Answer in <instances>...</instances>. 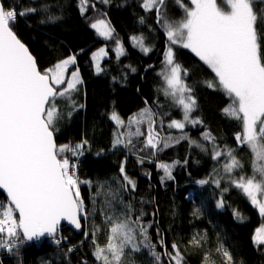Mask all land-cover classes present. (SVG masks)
<instances>
[{"label": "snow or ice", "instance_id": "1", "mask_svg": "<svg viewBox=\"0 0 264 264\" xmlns=\"http://www.w3.org/2000/svg\"><path fill=\"white\" fill-rule=\"evenodd\" d=\"M102 2L107 4L109 0ZM175 2L184 12L179 21L169 17L166 0H142L140 6L145 12L154 13L155 23L167 41L163 69L158 75L163 81L161 91L182 114V119L170 118L166 127L178 130L180 135L164 134V117H171L167 111L155 113L145 107L131 114L127 121L113 111L109 119L115 128L108 151H122L124 161L119 166V177L98 185L89 207L81 196L80 185L88 184L91 188L92 181L81 180L76 171L79 158L86 147L90 149L89 141L86 138L75 144L56 141L61 122L70 119L78 107L73 94L83 83L79 70L66 76L69 67L75 65L76 56L60 59L42 71L14 26L28 15L47 13L48 7L23 6L17 10L15 5L5 6L0 0V250L12 254L42 238L60 248L67 240L61 235L62 222L66 221L82 232L85 240L91 237L95 264H128L126 257L145 250L152 258L150 264H184L180 244L173 242L169 250L159 229L153 242L149 235L152 222L145 224L143 210L137 214L135 205L124 196L137 190L136 181L125 171L129 156H136L141 165L147 156V162L155 163L157 170L162 171L160 183L164 185L175 179L173 169L181 162L167 163L156 158L184 140L189 148H199L205 154L211 149V159L216 162L213 172L195 183L200 187L214 185L220 190L217 209L225 207L224 193L234 187L264 217V7L256 6L264 5V0H224L223 4L220 0H190V6L185 0ZM87 7L88 0H80L81 15ZM58 19L48 15L41 23ZM140 22L144 23V17ZM90 27L105 40L113 38V29L104 19H97ZM131 39L144 54L151 50L145 46L143 37ZM173 46L190 50L214 74L205 84L225 94L228 103L222 111L240 124L235 148L220 147L208 131L201 135V140L207 143L193 140L184 132L188 124L195 127L202 121L191 117L197 101L185 80L188 70L174 60ZM116 53L117 58L123 54L118 41ZM105 54L103 48L93 53L97 73L102 69L95 62ZM244 147L252 154L250 176L243 174L245 166L234 154ZM104 152L102 148L97 155ZM146 175L151 179V173ZM222 182L227 186H222ZM105 184L107 198L100 202L97 197ZM199 213L200 208L194 209V216ZM97 215L101 219L99 224L95 222ZM233 215L240 218L235 210ZM102 231L106 235L103 245L98 242ZM204 239L193 236L188 243L199 248ZM252 243L258 248L264 245V227L256 230ZM76 250V245L68 246L65 258ZM215 252L223 257V264H234L232 254L223 244ZM82 264H88L87 259H82ZM201 264H215L211 252L204 253Z\"/></svg>", "mask_w": 264, "mask_h": 264}, {"label": "trees", "instance_id": "2", "mask_svg": "<svg viewBox=\"0 0 264 264\" xmlns=\"http://www.w3.org/2000/svg\"><path fill=\"white\" fill-rule=\"evenodd\" d=\"M173 1L166 0V7H171ZM2 2L9 7L15 5L17 10L23 6H35L38 9L45 5L48 7L47 13L40 11L28 15L19 19L14 26L18 38L30 50L42 71L60 59L76 56V63L71 68L79 70L83 81L78 86L79 91L73 94L78 107L70 119L65 118L61 122L56 141L57 144H75L85 138L89 141L90 149L86 147L76 171L81 180L92 181L91 188L88 184L80 185L81 196L91 207V197L98 185L119 177V166L124 161L122 151H108L115 128L109 119L113 111L125 121L131 114L145 107L155 113L167 111L171 117H164V134L180 135L178 130L166 127L170 118L182 119V114L161 91L163 81L158 75V69L164 61L167 44L163 30L155 23L154 13L145 12L140 6L142 0H109L107 4L102 0H88L84 15L80 13V0ZM256 6L264 7L260 3ZM175 14V21H179L183 12L176 10ZM48 15L59 19L41 23V20H47ZM141 17H144V23L140 22ZM97 19H104L113 29L112 39H103L90 27ZM133 36L143 37L145 46L151 49L148 54L134 46L131 39ZM117 41L123 48L119 58L116 53ZM101 48L105 49L106 56L99 65L102 70L97 73L92 55ZM174 60L188 70L185 80L197 101L191 117L202 121V124L195 127L188 124L184 132L193 140L207 143L201 140V135L208 131L216 137L220 147L227 145L235 148V134L240 131V124L224 115L222 110L228 103L225 94L205 84L214 78V74L188 49L175 46ZM102 148L105 152L97 155ZM234 154L245 166L243 174L252 175V154L247 147L237 149ZM147 159L146 156L145 163L141 165L137 163L136 156L128 157L125 171L136 181L137 190L131 195L125 193L124 196L135 205L137 214L143 210L145 224L152 222L149 235L153 242L157 239L159 229L169 250L173 242L180 244L184 264H201L205 252L212 253L215 264H223V257L215 252L220 244L232 254L234 264H264V245L258 248L252 243L256 230L264 227V217H261L258 209L252 206L241 190L234 187H229V191L224 193L225 207L217 209L215 205L220 190L215 189L214 185L200 187L195 183L213 172L216 162L211 159L210 147L209 153L205 154L199 148H189L188 141L184 140L161 152L157 160L181 162L173 169L175 179L164 185L160 183L162 171H158L156 164L148 163ZM220 172L223 173L222 167ZM146 173H151V179ZM222 186L227 185L222 182ZM107 188L105 184L97 197L98 201L103 202L107 198ZM196 208H200L198 216L193 215ZM234 210L240 218L233 215ZM95 222L101 223L99 215L95 217ZM91 223L90 217L87 225L89 230ZM61 235L67 237V240L60 248L48 240H41L25 244L12 254L0 250V264H82V259H87L88 264H95L91 255V237L85 240L82 233L76 234L65 226L61 228ZM193 236L205 237L202 247L189 245ZM105 241L106 235L102 231L98 234V242L103 245ZM70 245H76L77 250L65 258L64 254ZM126 260L128 264H150L152 258L145 250L126 257Z\"/></svg>", "mask_w": 264, "mask_h": 264}, {"label": "rangeland", "instance_id": "3", "mask_svg": "<svg viewBox=\"0 0 264 264\" xmlns=\"http://www.w3.org/2000/svg\"><path fill=\"white\" fill-rule=\"evenodd\" d=\"M189 3L190 4V0H185V3ZM220 2L223 4V2H224V0H220ZM167 8V12H168V15H169V17L172 19V20H175V11L176 10H181L182 12H183V10L176 4V2H175V0L173 1V5L171 6V7H166ZM184 17V12H183V14H182V17H181V19ZM177 19H178V17H177ZM174 47L175 46H173V50H174ZM104 49V48H103ZM105 50V49H104ZM96 52H98V51H96ZM95 52V53H96ZM106 53V52H105ZM93 56V55H92ZM105 56H106V54L105 55H102V56H100V57H98L97 58V60H96V62L95 63H98L99 65H100V63H101V61H102V59L103 58H105ZM93 60V59H92ZM72 66V65H71ZM71 66L69 67V70H68V73H66V76L67 75H70V72L71 71H74L72 68H71ZM93 67H94V70L96 71V68H95V66H94V62H93ZM163 69V63H162V65H161V67L158 69V73L159 72H161V70ZM169 98V100H170V102H171V104H172V100H171V98L170 97H168Z\"/></svg>", "mask_w": 264, "mask_h": 264}, {"label": "water", "instance_id": "4", "mask_svg": "<svg viewBox=\"0 0 264 264\" xmlns=\"http://www.w3.org/2000/svg\"><path fill=\"white\" fill-rule=\"evenodd\" d=\"M26 46V45H25ZM27 47V46H26ZM30 51V50H29ZM31 53V52H30ZM32 54V53H31ZM34 57V56H33ZM35 58V57H34ZM63 226H65V227H67V228H69L70 230H72L74 233H76V234H80V233H82V232H77L71 225H69V224H67V222L65 221V222H62V227ZM42 240H47V239H44V238H42ZM32 243H35V242H32Z\"/></svg>", "mask_w": 264, "mask_h": 264}, {"label": "built area", "instance_id": "5", "mask_svg": "<svg viewBox=\"0 0 264 264\" xmlns=\"http://www.w3.org/2000/svg\"><path fill=\"white\" fill-rule=\"evenodd\" d=\"M0 260H1V256H0Z\"/></svg>", "mask_w": 264, "mask_h": 264}]
</instances>
